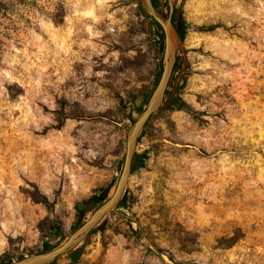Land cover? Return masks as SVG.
I'll list each match as a JSON object with an SVG mask.
<instances>
[{
  "label": "rangeland",
  "instance_id": "1",
  "mask_svg": "<svg viewBox=\"0 0 264 264\" xmlns=\"http://www.w3.org/2000/svg\"><path fill=\"white\" fill-rule=\"evenodd\" d=\"M171 2L175 21L222 26L187 27L163 106L138 136L125 207L78 244V261L52 264H264V0ZM156 29L138 0L0 11V262L56 243L52 224L68 235L77 201L113 192L161 68ZM176 94L199 118L168 107Z\"/></svg>",
  "mask_w": 264,
  "mask_h": 264
},
{
  "label": "water",
  "instance_id": "2",
  "mask_svg": "<svg viewBox=\"0 0 264 264\" xmlns=\"http://www.w3.org/2000/svg\"><path fill=\"white\" fill-rule=\"evenodd\" d=\"M138 1L143 13L154 19L162 34V52L159 57L161 68L144 107L139 110L127 130L122 166L113 192L106 199L96 204L87 218L72 230L61 243L52 248L24 255L3 264H46L62 254H67L70 250L76 248L95 229L102 218L120 203L133 166L134 150L138 136L150 116L163 106L180 41L177 29L170 17L172 11L171 0H168L169 13L167 15H164L160 7L155 6L152 0Z\"/></svg>",
  "mask_w": 264,
  "mask_h": 264
},
{
  "label": "trees",
  "instance_id": "3",
  "mask_svg": "<svg viewBox=\"0 0 264 264\" xmlns=\"http://www.w3.org/2000/svg\"><path fill=\"white\" fill-rule=\"evenodd\" d=\"M15 1L23 2V1H26V0H0V11H4L7 8H9V6L13 5L15 3ZM154 5H155V3H154ZM160 10H161V8H160ZM64 13H65L64 6L60 2V3L55 5L53 12L50 13V17L53 19V21L55 23H62L63 22ZM142 14L146 18H150L151 20H154L151 16L144 14L143 11H142ZM172 21H173V23H174V25H175V27L177 29V34H178L179 40H183L184 35H185L186 31H187V27H189V26L192 29L197 30V31H212V30L216 29L217 27L222 26V24L218 23V22L217 23H209V24H191V25H188L184 21V19H182V18L180 20H178V21H175L174 19H172ZM155 25L157 27L156 30L157 31L159 30L158 32L155 31V34L158 37L159 36L162 37V34H161L160 29H159V27H158L156 22H155ZM160 42L162 43V40ZM174 68H175V65H174ZM158 75H159V73H158ZM158 75H157V77H158ZM167 93H168V91H167ZM167 93H166V95L164 97V100L167 97ZM140 104H142V103H140ZM168 107L184 109L185 111L191 113L195 118H199L198 114H199L200 111L194 109L193 107H191L188 103H186L183 99H181L178 96V94H176V96L169 102ZM151 116H150V118H151ZM132 120H134V119L132 118ZM148 120H147V122H148ZM146 123H145V125H146ZM145 125H144V127H145ZM141 156H145V155L144 154L139 155V157H141ZM141 164L142 163L140 161H138L137 159L135 160V158H134L132 168L133 167H139ZM107 197H108V189H107V187H97V188L94 189L93 193L90 194L88 197L82 198L81 200L77 201L75 203V211H76L75 216L76 217H75V221H74V223L72 225V230H74L84 220V215H85V213L87 211H89L94 205L100 203L101 201H103ZM119 206H124L125 207V197H122V199H121V201H120V203L118 204L117 207H119ZM128 222H131V220L129 219ZM51 230H52V235L56 239V243L51 244V243H48V241L45 240V241H43V245H42L43 247H42V249L40 251L52 248L53 246L61 243L67 237V235L65 233H63V232H61L59 230V227L56 224H52ZM100 230H102L101 221L99 222V224L95 227V229L92 232L100 231ZM157 250H158L157 251L158 253H161V249L160 248H158ZM24 255L25 254L19 255L16 258L4 257V258L1 259L0 264L6 263V262H8L10 260L17 259V258H19L21 256H24ZM66 255H68L70 260H72L73 262H76L80 258V250L77 249V247H76V248L70 250ZM57 258L58 257H56L55 259H53L52 261H50L49 263H46V264L54 263Z\"/></svg>",
  "mask_w": 264,
  "mask_h": 264
}]
</instances>
